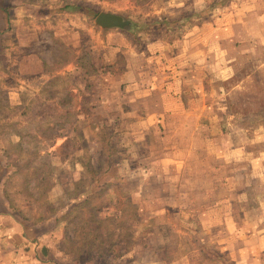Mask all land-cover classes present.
<instances>
[{"label":"crops","instance_id":"crops-1","mask_svg":"<svg viewBox=\"0 0 264 264\" xmlns=\"http://www.w3.org/2000/svg\"><path fill=\"white\" fill-rule=\"evenodd\" d=\"M168 3L172 8H223L225 13L216 21L205 17L197 32L187 31L182 45L174 43V48L157 41L135 51L123 36L111 34L123 47L125 66L107 76V100H113L116 109L122 106L118 116L124 123L126 158L121 167L127 171L126 186L127 181H140L138 215L157 223L162 220L163 225L175 217L196 227L198 236L191 243L193 249L179 256L162 257L160 249L167 240L160 239V244L147 247L155 256L120 261L200 264V246L218 249L227 259L220 258L219 264H264V129L245 140L242 132L233 134L220 127L218 98L212 95L211 52L206 48L212 27L219 25L223 33L216 34L227 38L229 23L243 30L245 40L264 42V0H226L220 7L213 0ZM75 8L65 0H0V104L19 107L20 84L44 76L41 49L44 54L51 49L52 25L61 27L82 18ZM249 11L246 17L244 12ZM70 34L60 29L56 35L66 47L83 44V34ZM113 95H118L116 100ZM20 118V113L13 119L0 117V123ZM236 136L242 140L234 141ZM12 138L19 141L15 132ZM6 151L0 140V154ZM153 182L154 193L146 195ZM0 200L8 204L5 196ZM19 212L0 210V264H83L65 249L58 216L38 220L21 218Z\"/></svg>","mask_w":264,"mask_h":264},{"label":"rangeland","instance_id":"rangeland-1","mask_svg":"<svg viewBox=\"0 0 264 264\" xmlns=\"http://www.w3.org/2000/svg\"><path fill=\"white\" fill-rule=\"evenodd\" d=\"M169 1L65 0L69 6L76 4L82 18L77 16L61 27L52 25L51 49L45 54L41 49L44 76L20 84L19 107L0 104V117L21 115L11 123H0V140L7 150L0 154V195L8 200V204L0 200V210L10 208L20 211L21 218L38 220L58 216L65 249L83 264L149 258L156 253L147 251L148 245L160 244V239L167 240L160 249L165 258L188 252L196 243V227L172 216L163 225L162 220L158 224L138 215L140 181H127L126 186L127 171L121 167L126 158L124 123L118 116L122 106L116 109L113 100H107V76L125 66L123 47L113 34L123 36L135 51L147 42L181 46L185 33L194 28L197 32L205 17L216 21L225 13L210 6L172 8ZM213 1L220 7L226 0ZM99 13L118 15L129 26L102 29L94 23ZM218 27H212L213 36L206 44L211 52L212 95L218 98L217 117L223 130L242 132L245 140H251L254 132L264 129V42L245 40L243 30L231 23L228 37H220L216 33L223 31ZM60 29L69 35L83 34V44L66 47L56 35ZM101 100L104 103L97 104ZM14 132L19 141L12 138ZM156 186L153 182L147 189L151 193L145 194L154 193ZM197 249L200 264L226 259L218 249Z\"/></svg>","mask_w":264,"mask_h":264},{"label":"water","instance_id":"water-1","mask_svg":"<svg viewBox=\"0 0 264 264\" xmlns=\"http://www.w3.org/2000/svg\"><path fill=\"white\" fill-rule=\"evenodd\" d=\"M94 23L102 29H125L129 26L128 21L123 20V18L118 15L110 13H99Z\"/></svg>","mask_w":264,"mask_h":264},{"label":"trees","instance_id":"trees-1","mask_svg":"<svg viewBox=\"0 0 264 264\" xmlns=\"http://www.w3.org/2000/svg\"><path fill=\"white\" fill-rule=\"evenodd\" d=\"M73 209H75V206L72 207V210H73ZM70 211H71V209H70Z\"/></svg>","mask_w":264,"mask_h":264}]
</instances>
